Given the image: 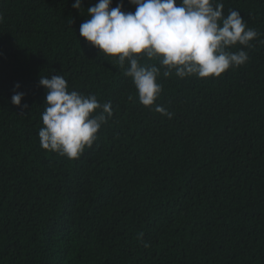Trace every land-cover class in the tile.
<instances>
[{
    "label": "trees",
    "instance_id": "trees-1",
    "mask_svg": "<svg viewBox=\"0 0 264 264\" xmlns=\"http://www.w3.org/2000/svg\"><path fill=\"white\" fill-rule=\"evenodd\" d=\"M97 2L0 0V264H264V0H222L258 33L245 65L160 78L172 119L80 36ZM52 74L112 104L78 159L40 146Z\"/></svg>",
    "mask_w": 264,
    "mask_h": 264
},
{
    "label": "clouds",
    "instance_id": "clouds-1",
    "mask_svg": "<svg viewBox=\"0 0 264 264\" xmlns=\"http://www.w3.org/2000/svg\"><path fill=\"white\" fill-rule=\"evenodd\" d=\"M82 2L75 0L73 8L82 12ZM129 3L135 6L134 12L124 11L122 3L112 7V0H98L87 8L88 19L80 25V36L103 57L118 58L123 75L136 89L139 103L146 108L155 105V111L168 119L173 114L156 104L163 91L161 77H220L230 68L248 62L244 48L251 47L250 42L258 37L239 11L224 14L222 0ZM237 46L240 47L233 51ZM39 85L46 90L40 116L42 127L38 131L41 148L70 160L78 159L98 140L102 126L112 118L111 102H100L95 94L70 90L60 74L41 75ZM23 99V92L14 91L11 103L20 107Z\"/></svg>",
    "mask_w": 264,
    "mask_h": 264
}]
</instances>
